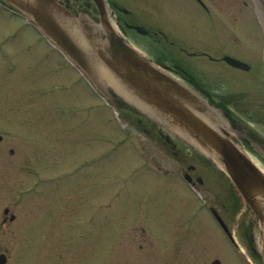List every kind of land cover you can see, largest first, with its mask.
<instances>
[{"label":"rangeland","instance_id":"374dc122","mask_svg":"<svg viewBox=\"0 0 264 264\" xmlns=\"http://www.w3.org/2000/svg\"><path fill=\"white\" fill-rule=\"evenodd\" d=\"M16 13L0 4V222L7 219L0 251L7 264H233L218 239H202L201 229L213 224L204 200L179 177L192 165L219 200L229 188L217 180L224 174L172 130L111 109ZM188 71L264 139V60L245 70L207 62ZM75 166L85 182L73 179L61 190L55 177Z\"/></svg>","mask_w":264,"mask_h":264},{"label":"flooded vegetation","instance_id":"af4514ba","mask_svg":"<svg viewBox=\"0 0 264 264\" xmlns=\"http://www.w3.org/2000/svg\"><path fill=\"white\" fill-rule=\"evenodd\" d=\"M57 1L71 13L82 15L81 24L100 22L101 18L109 21L116 35L132 49L190 87H195V82L187 73L188 68L206 67L207 62L228 65L226 56L248 66L263 63L260 55L262 57L264 39L253 0H101V10L94 0ZM207 99L212 102L213 94L210 93ZM143 128L148 130L147 126ZM242 128L236 129L235 138H247ZM166 140L172 145L167 137ZM251 148L262 156L263 145L252 143ZM193 169L192 165L188 166L184 175L202 186V179L190 172ZM82 182L80 179L79 185ZM223 190L224 194L219 197L222 201L213 198L214 204L208 206V211L213 218L216 212L224 226L210 220L213 227L201 229L205 237L202 239H208V242L218 239L231 256L225 238L232 240L233 237L242 244L251 264H264V222L260 218L263 215L252 211L234 188L229 186ZM202 192L214 196L209 195L207 189ZM3 211L7 214L8 209ZM14 219L15 215L9 214L8 220ZM2 220L0 226L7 220L6 216ZM196 237L199 240L200 235L196 234ZM211 264L220 262L216 258Z\"/></svg>","mask_w":264,"mask_h":264},{"label":"water","instance_id":"95a60500","mask_svg":"<svg viewBox=\"0 0 264 264\" xmlns=\"http://www.w3.org/2000/svg\"><path fill=\"white\" fill-rule=\"evenodd\" d=\"M6 1L29 15L103 91V82L118 87L132 106L178 133L221 167L246 203L257 207L264 222V174L232 141L230 135L236 131L228 127L218 108L130 49L106 20L100 22L102 28L91 23L78 24L56 0ZM97 1L101 10L100 0ZM255 3L264 31V0ZM225 59L234 66L247 68L237 60ZM120 107L137 111L125 101Z\"/></svg>","mask_w":264,"mask_h":264},{"label":"bare ground","instance_id":"6f19581e","mask_svg":"<svg viewBox=\"0 0 264 264\" xmlns=\"http://www.w3.org/2000/svg\"><path fill=\"white\" fill-rule=\"evenodd\" d=\"M248 157H249V155L247 154V153H245ZM250 158V157H249ZM250 159H252V158H250ZM255 163V162H254ZM255 166L264 174V171L258 166V165H256L255 164Z\"/></svg>","mask_w":264,"mask_h":264}]
</instances>
